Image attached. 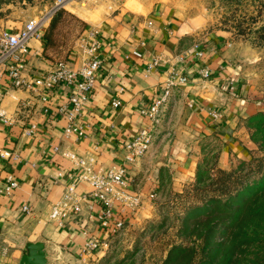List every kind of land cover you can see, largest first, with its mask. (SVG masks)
<instances>
[{"label": "crops", "instance_id": "crops-1", "mask_svg": "<svg viewBox=\"0 0 264 264\" xmlns=\"http://www.w3.org/2000/svg\"><path fill=\"white\" fill-rule=\"evenodd\" d=\"M77 9L69 11L78 16L79 32L66 52L63 50L65 55L53 44L46 45L43 35L34 37L27 68L32 78L44 75L62 55L74 67L79 66L84 55L79 36L91 28L99 30L104 40L102 65L95 74L93 90L74 120L77 129L65 131L68 118L59 110L69 86L59 83L42 99L37 89L13 86L6 72L0 77L2 107L9 116L0 121V245L4 246L0 264H20L27 241L44 243L45 264H103L117 239L127 240L125 235L132 227L152 216L154 199L164 179L163 168L169 167L174 173L180 168L183 178L187 166L194 170L197 158L192 152L177 141L164 143L165 138L172 139V134L175 140L189 132L214 136L221 146L222 167L230 166L236 157H247L256 147L245 117L264 110V101L249 102L246 95L240 96L237 72L225 58L224 49L231 44L229 34L204 31L201 20L168 2L145 11L121 9L97 16L92 10ZM20 26L5 24L3 28L16 30ZM203 65L211 69L209 78L197 72ZM178 75H185L186 80L178 82ZM166 87L171 93L168 98H172L169 114H161L160 128L155 130L145 154L128 159L124 142L148 122L142 106L155 101ZM113 99L120 103L113 105ZM214 107L222 110L221 117L212 116L210 109ZM178 110L180 115H174ZM172 121L178 123L174 128L169 126ZM68 151L75 156L70 157ZM89 157L95 172L107 173L123 164L126 190L140 196L136 211L126 213L123 227L114 231L101 225L103 206L94 198L81 200L80 210H72L63 224L48 216L65 185L77 179L79 159ZM13 181L16 184L7 189ZM88 185L79 179L75 190L85 191ZM25 203L30 212L22 209ZM121 215L116 211L114 218ZM93 239L98 246L90 249L87 243ZM103 240L108 242L107 247L102 245Z\"/></svg>", "mask_w": 264, "mask_h": 264}, {"label": "rangeland", "instance_id": "rangeland-1", "mask_svg": "<svg viewBox=\"0 0 264 264\" xmlns=\"http://www.w3.org/2000/svg\"><path fill=\"white\" fill-rule=\"evenodd\" d=\"M52 1L0 0V30L5 24H22L26 19L40 14ZM164 2L175 4L187 11L188 15L201 20L204 31L223 30L229 34L231 44L224 49L225 58L232 70L237 72L236 76L238 77L236 78H238L240 96L246 95V100L249 102L250 100L264 101V44L253 42L256 29L264 23V0H97L94 3L84 5L72 0L62 7L68 11H76L80 7L84 10L89 9L97 16L100 12L110 13L121 9L145 11L152 5ZM79 23L76 16L63 14L56 27L55 43L52 47L59 49L60 53H64L63 50L66 52L75 35L79 32ZM64 57L62 55L59 58ZM169 95L166 96L161 106L160 113L164 116H167L171 110L172 98L169 99ZM175 113L174 115H180L181 111L178 110ZM175 118L177 119V116ZM172 122L169 124L170 128L178 124L175 121ZM167 124L165 123L163 126L166 127ZM159 128L157 123L156 130L158 131ZM248 128L251 132L252 127L249 123ZM258 131L261 136L258 137L260 144L256 141L253 152L247 157H236L228 167L219 165L221 146L214 136L200 137L199 134L189 132L187 134L181 133L182 136L176 137V140L173 138V134L171 135L172 139L165 138V144L177 141L180 147L194 154L193 157L197 158L194 170L191 171L187 166L186 169H183V172L186 173L183 178L180 168L175 167L178 174L169 167L163 168L161 174L164 179L160 193H158L159 196L154 199L155 209L152 216L132 227L125 235L127 240L119 241L117 239L115 246L109 248L105 254L103 264H206L202 263L208 260L207 253L202 250V240L196 239L195 236L190 237L196 242L194 248L190 246L187 251L178 256L171 254L167 256L172 243L181 241L178 230L180 220L177 217L181 216L182 207L189 204L187 201L181 202L177 193L191 189L197 164L201 169H210L213 178L221 176L215 170L217 166L232 169L230 176L225 180L228 182V186L233 189L240 183L236 180L238 178H244L245 181L258 178L264 169V121L258 124ZM192 173L193 175H189ZM205 184L207 181L203 180L198 182L197 186L201 187ZM213 189L214 187H208L204 192H212ZM182 200H185V197H182ZM185 238L188 237L182 236V240ZM128 244L130 245L127 246ZM262 261L264 262V257Z\"/></svg>", "mask_w": 264, "mask_h": 264}, {"label": "built area", "instance_id": "built-area-1", "mask_svg": "<svg viewBox=\"0 0 264 264\" xmlns=\"http://www.w3.org/2000/svg\"><path fill=\"white\" fill-rule=\"evenodd\" d=\"M70 1L72 0H53L44 11L26 19L16 30L6 28L0 30V77L6 72L13 86L37 89L41 92L42 99H46L47 94L59 83L70 87L67 98L59 106V110L64 112L68 118V124L65 127L66 132L77 129L74 120L77 114L82 111L87 97L93 90L95 74L102 65L101 50L104 40L100 36L99 30L91 28L88 33L79 36L78 39L84 54L79 66L74 67L65 58H57L46 74L33 78L27 73V68L30 60V40L34 37L41 38L42 29L49 23L55 10L65 6ZM76 1L84 5L94 3L97 0ZM197 53L200 54V51ZM197 72L202 78L211 76V69L207 65L198 67ZM176 80L184 82L186 76L178 75ZM231 84L233 86L235 83L232 82ZM168 94L169 88L166 87L155 101L142 106L141 112L147 117L148 122L140 126L124 142L123 147L127 152L128 159L139 158L149 149L156 125L160 120L161 106ZM3 96L4 91L0 89V121L7 120L9 117L2 107ZM112 103L117 105L120 100L113 99ZM210 113L213 117L219 118L222 115V110L214 107L210 109ZM0 153H3L2 148ZM67 153L70 157L75 156L73 152L68 151ZM91 160V157L79 159L80 171L77 179L65 185L60 198L51 204L48 216L63 224L72 210H80L79 202L81 200L94 198L103 206V213L100 216L101 225L109 226L114 231L123 227V216L126 213L136 211L141 204L140 196L126 190L127 180L123 164L113 166L107 173H102L91 170ZM79 179L88 182L89 187L87 190L81 192L75 190V184ZM15 184L16 182L13 181L7 189ZM149 196L154 197V192H150ZM114 201L118 203V208L114 207ZM22 209L25 212L31 210L28 203L23 204ZM116 211L122 215L114 218ZM101 242L104 247L108 246L107 241L103 240ZM96 246H98V242L95 239L87 243V247H90V249ZM1 251H4V246L0 245Z\"/></svg>", "mask_w": 264, "mask_h": 264}, {"label": "trees", "instance_id": "trees-1", "mask_svg": "<svg viewBox=\"0 0 264 264\" xmlns=\"http://www.w3.org/2000/svg\"><path fill=\"white\" fill-rule=\"evenodd\" d=\"M66 13L76 16L60 7L42 29L46 45H54L56 27ZM254 39V43L264 44V23L256 29ZM246 120L252 127L250 136L260 144L258 124L264 121V110L249 114ZM215 170L221 174L220 177L213 178L210 169H201L197 164L191 189L177 193L181 202L189 204L182 207V214L177 217L181 241L172 243L167 256H178L190 246L194 248L196 242L190 237L195 236L202 240V250L207 253L208 260L202 263L264 264V169L254 180L236 179L240 183L234 189L225 180L233 170L220 166ZM203 180L207 184L198 187L197 183ZM208 187L214 189L205 193ZM182 236L188 238L182 240Z\"/></svg>", "mask_w": 264, "mask_h": 264}, {"label": "water", "instance_id": "water-1", "mask_svg": "<svg viewBox=\"0 0 264 264\" xmlns=\"http://www.w3.org/2000/svg\"><path fill=\"white\" fill-rule=\"evenodd\" d=\"M46 251L42 241H27L22 249L20 264H45Z\"/></svg>", "mask_w": 264, "mask_h": 264}]
</instances>
